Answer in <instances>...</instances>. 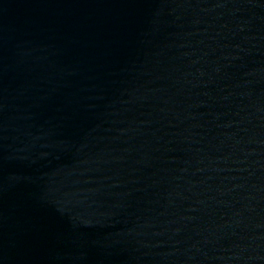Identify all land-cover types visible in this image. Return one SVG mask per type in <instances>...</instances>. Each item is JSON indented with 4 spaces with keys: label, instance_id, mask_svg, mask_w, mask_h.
Returning a JSON list of instances; mask_svg holds the SVG:
<instances>
[{
    "label": "water",
    "instance_id": "1",
    "mask_svg": "<svg viewBox=\"0 0 264 264\" xmlns=\"http://www.w3.org/2000/svg\"><path fill=\"white\" fill-rule=\"evenodd\" d=\"M0 264H264V0H0Z\"/></svg>",
    "mask_w": 264,
    "mask_h": 264
}]
</instances>
